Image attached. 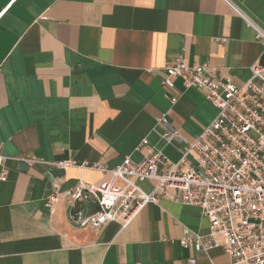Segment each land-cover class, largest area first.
Here are the masks:
<instances>
[{
  "label": "crops",
  "instance_id": "obj_1",
  "mask_svg": "<svg viewBox=\"0 0 264 264\" xmlns=\"http://www.w3.org/2000/svg\"><path fill=\"white\" fill-rule=\"evenodd\" d=\"M246 18L264 30V0H0V264H229L221 246L205 254L181 244L189 231L207 233L209 221L173 200L174 190L127 227L100 230L73 224L63 196L51 208L46 201L111 178L61 161H140L147 138L177 162L185 143L166 145L157 118L166 114L192 141L218 109L182 79L174 91L165 86L164 68L178 57L208 62L241 85L264 66Z\"/></svg>",
  "mask_w": 264,
  "mask_h": 264
},
{
  "label": "built area",
  "instance_id": "obj_2",
  "mask_svg": "<svg viewBox=\"0 0 264 264\" xmlns=\"http://www.w3.org/2000/svg\"><path fill=\"white\" fill-rule=\"evenodd\" d=\"M246 21L256 31L264 53V30ZM164 70L163 83L169 89L176 90V80L182 79L186 90L204 91L218 109L215 119L189 141L166 114L157 118L166 145L185 143L177 162L144 138L136 147L144 149L140 161L128 155L113 168L87 161L78 165L71 159L56 163L61 168L97 170L111 178L101 184L80 181L73 189L56 190L46 206L51 208L63 196L69 201V218L78 227L100 230L110 222L127 227L144 207L158 204L174 190L173 200L199 208L209 221L207 233L189 231L181 239L184 247L208 254L221 246L231 258L229 264H264V66L254 65L252 76L241 85L208 62L189 65L184 57L171 61ZM179 97L172 96V103ZM6 159L0 155V166ZM6 175L4 170L1 176ZM146 181L153 183L151 191L142 187ZM79 203L96 205V209L75 210ZM190 264H197L196 259Z\"/></svg>",
  "mask_w": 264,
  "mask_h": 264
},
{
  "label": "rangeland",
  "instance_id": "obj_3",
  "mask_svg": "<svg viewBox=\"0 0 264 264\" xmlns=\"http://www.w3.org/2000/svg\"><path fill=\"white\" fill-rule=\"evenodd\" d=\"M145 189V188H144Z\"/></svg>",
  "mask_w": 264,
  "mask_h": 264
}]
</instances>
